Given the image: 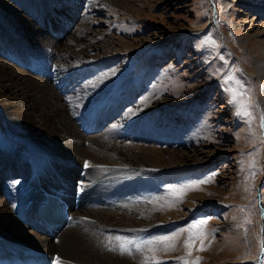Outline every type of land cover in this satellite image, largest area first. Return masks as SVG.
<instances>
[{
    "label": "rangeland",
    "instance_id": "obj_1",
    "mask_svg": "<svg viewBox=\"0 0 264 264\" xmlns=\"http://www.w3.org/2000/svg\"><path fill=\"white\" fill-rule=\"evenodd\" d=\"M23 1L0 0L1 62L35 80L49 82L83 135H103L109 125L128 126L132 130L120 139L127 148L149 146L185 157L181 160L183 167L171 168L170 179L158 185L161 191H157L159 200L155 201L161 211L156 213L158 218L175 212L178 219L170 218L168 224L160 218L155 220L158 227L150 232L154 235L159 227L170 224L155 235L157 244L146 247L141 241V251L134 250L125 259H121L120 252L110 256L129 264H143L145 260L147 264H156V261L264 264V74H260L264 68V0H112L111 6L104 0H62L61 5L53 7L63 25L69 21L67 18H72L67 24L70 26L67 35L59 30L53 31L54 34L45 32L47 29L40 21L37 24L33 21L36 15L32 5L25 8ZM36 3L41 5L36 14L41 7H51L50 0H36ZM69 3L75 5L77 13H63L64 18L60 14ZM11 10L16 11V17L9 15ZM50 12L51 16L54 12ZM20 19L32 21V28L47 35V41L70 45L73 38L80 40L78 34L83 33L89 37L85 44L95 42L101 48L84 49L87 61L80 62L63 58L49 42L39 47L45 50L47 55L43 56L49 57L48 60L42 57L38 60L27 54V46L31 49L35 42L28 40L30 33L21 26ZM25 54L37 63H18L24 61L21 57ZM35 65H43L41 76L33 69ZM54 72H57L55 76ZM229 75L238 83L225 85ZM228 87L246 93L242 102L251 113L249 116L236 114L240 107L229 103ZM3 92L0 96V198L5 200L3 183L9 188V180L14 178L11 162L18 158L24 161L23 153L30 163L22 166L28 167L23 178L42 174L32 169L34 155L28 150L33 146L24 134L27 131L38 135L39 130L20 126L15 119L17 113L3 112L9 98H13L9 92ZM121 101L124 105L112 113L108 125L100 131L86 132L97 103L118 106ZM68 140L71 141L69 137ZM81 144L87 150L91 145L88 140ZM195 158L199 159L198 163ZM64 167L63 163L61 168ZM108 168L114 166L102 167ZM2 171L9 172V177L3 176ZM78 173L85 181V171ZM202 180L208 182L199 183ZM94 181L98 183L100 196L110 197L111 205L121 204L115 208L120 213L139 215L144 209H132L131 202L128 203L136 190L132 185ZM186 184L193 187L174 191ZM19 191L16 186L9 198L10 205ZM194 195L197 197L193 198ZM93 212L103 213V210L91 200L81 213L84 224L93 222L84 213ZM137 220L144 223L142 218ZM201 220H207V224L191 227ZM162 237L170 239L161 241ZM190 237L191 249L185 246ZM201 245L205 251H200Z\"/></svg>",
    "mask_w": 264,
    "mask_h": 264
},
{
    "label": "bare ground",
    "instance_id": "obj_2",
    "mask_svg": "<svg viewBox=\"0 0 264 264\" xmlns=\"http://www.w3.org/2000/svg\"><path fill=\"white\" fill-rule=\"evenodd\" d=\"M104 1L105 4L113 5L112 0ZM24 2L25 8L32 5V11L36 15L33 17V21L35 23L40 21L41 25L47 29L45 32L54 34L53 31L59 30L62 35L68 34L70 26L67 24L72 21V18H67L69 21H66L63 25L62 20L57 18L58 15L53 7L54 4L59 3L61 5L62 0H50L51 7L47 6L44 9L41 7L42 10L39 14H36V9H39L41 5L38 6L39 3L37 5L36 0H25ZM51 10L54 13L50 16ZM69 12L70 15L74 12L77 13L75 5L67 4L60 15L65 18L66 15L63 13ZM8 13L12 17L17 15L14 10ZM19 23L30 33V39L28 40L35 42V47H31V49L27 46L29 45L28 41L26 42L27 45L25 46L28 47L29 51L27 54L38 60L41 57L44 60H48L49 57L43 56L47 55V53H44L45 50L39 47L49 44V42L56 51L58 49L63 58L80 62L87 61L86 57L88 55H86L84 49L95 48L97 50L101 48L95 45L94 41L93 44H85L84 41L89 37L83 33L78 34L81 36L80 40L73 38L72 43L68 45L52 39L47 41V35L42 34L34 26L32 28L33 22L30 20L20 19ZM14 29L19 32L17 28ZM82 30L87 33L91 32L88 28H82ZM122 45L124 46V44ZM1 48L9 49L8 46L5 47L3 45H1ZM32 57H28L25 54L23 58L21 57L24 61H18V63H25L26 65L37 63ZM90 61L92 62L91 59ZM80 62L78 63L80 64ZM42 66L39 65L38 67L35 65L33 69L40 75V72L43 74ZM47 73L50 74V71H47ZM56 73L54 72V76ZM260 74H264V68L261 69ZM50 80L53 81V78H50ZM3 91L9 92L13 96L12 99L9 98V102L4 106L6 109L3 112L9 113V115L17 113L15 119L18 120L20 126L39 130L38 135L27 131H24V134H26L25 138L27 137L30 141V146H33L28 150V152H33L34 155V159L32 157V169L42 175L23 178V174L27 173L26 169L28 167L23 168L22 166L30 164L28 158L25 157L26 153H23L25 156H21L24 157V161L19 158L16 161H10L14 167V170H11L14 178L11 181L9 180V188L6 182L3 183V188L7 195L5 200L0 198V237L22 243L24 246H30L49 255L60 257L59 264H129L125 260L112 257L114 256L113 254L120 252L121 244L134 242L125 244L126 247L132 249V252L136 250V245L143 246L141 241L144 242V246L149 247L150 244L148 242L155 240L156 234L163 232L170 226L169 224L165 227H159L160 229L157 230L155 235L150 233L157 226L155 220L158 217L156 213L160 214L159 212H161L155 202L157 200V191H161L157 187L167 179H170L169 170L171 168L183 167L184 164L182 163L184 161L181 160L185 157L182 154L149 146L133 145L127 148L121 143L120 139L124 134L132 130L128 126L127 128L129 129L125 126L109 125L111 127L109 128L108 126L106 128L108 131L106 130L107 132L105 131L106 133L104 132L103 135H83L70 119L66 107L62 104L61 99L49 82L35 80L15 67L0 61V96L3 95L1 94L4 93ZM100 102L97 105L94 104L97 107L94 106L96 107L95 112L92 115L89 127L86 129L87 133L102 130L109 124V120L113 118L112 113L118 111L124 105L122 101L118 103V106L115 103L109 105L104 102V104H100ZM262 103L264 105V101ZM64 135H67V137L64 138ZM68 137L71 141L68 140ZM86 140L91 144L89 151L81 144V141ZM147 140H150V137ZM198 160L195 158V163H198ZM86 162L88 167H85ZM63 163L65 167L61 168ZM107 165L114 166V168L103 170L102 167ZM78 167L80 168L79 171H85V181L79 176ZM2 175L9 177V172H3ZM94 180L118 186L132 185L136 190L133 193L134 195L128 199V203L131 202L130 206H133L132 209L134 207H144V209L139 215L120 213L115 208L121 207V204L111 205L110 197L100 196L101 191L97 188V181ZM16 186H19L20 191L16 194L12 206L9 198L15 192ZM104 191H107V189H104ZM46 193L66 196L72 202L70 214L73 218L68 226L65 224L60 229L59 235L56 237H52L48 232L45 233L44 228L40 226V222L36 217L37 208L45 202ZM194 197L197 196L194 195ZM91 200L103 210V213H84V216L93 219L90 224H84L85 218L81 216V213L91 204ZM26 206H29L28 210L25 209ZM8 208L9 211L7 210ZM139 218H142L144 223L138 221L137 219ZM170 218H173V221L178 219L175 212H170L159 220L168 224ZM77 220L79 221L77 222ZM153 221L155 222L152 223ZM135 228L137 230H133ZM156 242L155 240L152 244ZM109 249H114V251ZM126 256H128L127 253L121 254V259H125Z\"/></svg>",
    "mask_w": 264,
    "mask_h": 264
},
{
    "label": "snow or ice",
    "instance_id": "obj_3",
    "mask_svg": "<svg viewBox=\"0 0 264 264\" xmlns=\"http://www.w3.org/2000/svg\"><path fill=\"white\" fill-rule=\"evenodd\" d=\"M205 42L208 43L209 41H205ZM229 82H232L233 84L238 83V81H236L235 77L234 76H230V75L226 76V78L224 80V84L228 85ZM226 91L228 93H230L229 103H231L233 106L239 105V107H240V111H238L236 114L237 115H243V116H249L251 113L249 111H247L246 105L242 102V98H243V96L246 95V93L245 92H241V91H239L238 89H236L234 87H228L226 89ZM85 167H88L87 162L85 163ZM207 182H208L207 180L199 181V183H207ZM192 187H193L192 184H186V185L183 186V188L174 189V191H183L184 189L192 188ZM206 224H207V220H201L197 224L191 225V227L197 228V227H200V226H203V225H206ZM175 235H179V233H175ZM201 235H203V234L201 233ZM168 239H170V237H162L161 241L168 240ZM127 243H134V242H125L124 244H121V246H120V254L123 255V254L127 253L129 256H131L132 255V249L125 246V244H127ZM151 243H153V242L152 241L148 242V244H151ZM185 246L187 248H189V249H191L193 247L191 237L189 238V241L187 242V244ZM141 247L142 246H140V245H136V251L137 252L141 251ZM109 250L110 251H114V249H109ZM205 250L206 249L204 248V246L201 245L200 251H205ZM189 255H191V252H189ZM56 261H57V264H59L60 257H56ZM143 264H147V260L143 261ZM156 264H162V262L156 261ZM184 264H188V261H184ZM195 264H200V262L196 261Z\"/></svg>",
    "mask_w": 264,
    "mask_h": 264
}]
</instances>
